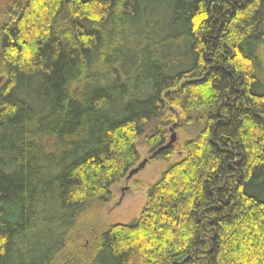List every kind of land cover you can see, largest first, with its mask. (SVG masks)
<instances>
[{
	"label": "trees",
	"instance_id": "16d2710c",
	"mask_svg": "<svg viewBox=\"0 0 264 264\" xmlns=\"http://www.w3.org/2000/svg\"><path fill=\"white\" fill-rule=\"evenodd\" d=\"M0 77V264L54 263L170 121L138 219L63 264H264V0H16Z\"/></svg>",
	"mask_w": 264,
	"mask_h": 264
},
{
	"label": "rangeland",
	"instance_id": "374dc122",
	"mask_svg": "<svg viewBox=\"0 0 264 264\" xmlns=\"http://www.w3.org/2000/svg\"><path fill=\"white\" fill-rule=\"evenodd\" d=\"M14 1L16 0H0V20ZM1 82L0 77V84ZM175 123L176 121H170L166 126V142L172 133L176 136V141L172 145V161L182 157L181 143L187 138L186 133L178 129ZM137 150L141 156L140 162L142 159H148L147 162L136 173L127 178L128 172L122 180L111 186L110 201L100 202L93 199L85 204L82 215L78 219L76 232L70 234L65 252L63 251L58 258H55L52 264H63L62 254L67 251L88 253L89 249L95 245L96 236L108 226L115 223H131L138 219L145 202L147 185L156 181L165 169L167 161L154 158L142 138L138 141ZM136 166L137 164L134 167Z\"/></svg>",
	"mask_w": 264,
	"mask_h": 264
},
{
	"label": "water",
	"instance_id": "95a60500",
	"mask_svg": "<svg viewBox=\"0 0 264 264\" xmlns=\"http://www.w3.org/2000/svg\"><path fill=\"white\" fill-rule=\"evenodd\" d=\"M176 141V136L174 133H172L170 136H169V139L167 140V142L161 146L159 149H157L156 151H154L152 153V156H156V154H158L160 151H163L165 149H168L170 148ZM148 159H142L141 162H139L137 164L136 167L132 168L128 175H127V178L130 177L131 175H133L134 173H136L146 162H147Z\"/></svg>",
	"mask_w": 264,
	"mask_h": 264
}]
</instances>
